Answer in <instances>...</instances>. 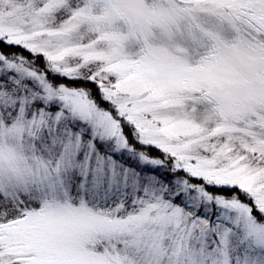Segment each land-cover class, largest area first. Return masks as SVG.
<instances>
[{
    "label": "snow or ice",
    "instance_id": "snow-or-ice-1",
    "mask_svg": "<svg viewBox=\"0 0 264 264\" xmlns=\"http://www.w3.org/2000/svg\"><path fill=\"white\" fill-rule=\"evenodd\" d=\"M0 264H264V0H0Z\"/></svg>",
    "mask_w": 264,
    "mask_h": 264
}]
</instances>
